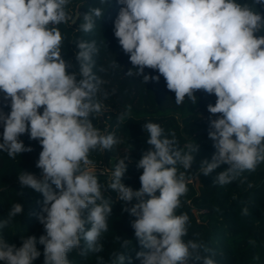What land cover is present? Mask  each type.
<instances>
[{
    "label": "clouds",
    "instance_id": "clouds-1",
    "mask_svg": "<svg viewBox=\"0 0 264 264\" xmlns=\"http://www.w3.org/2000/svg\"><path fill=\"white\" fill-rule=\"evenodd\" d=\"M117 2L122 7L114 21V35L143 82L163 76L177 105L186 96L195 101L199 90L217 97L214 106H207L210 114H220L209 122L208 135L216 152L211 163L203 162V175L227 164L215 177L217 183L227 185L239 173L254 171L264 162V35L256 34L264 28V15L237 0ZM69 3L0 0V93L11 109L8 114L0 112V150L12 159L33 151L20 139L25 133L42 146L36 163L42 178L22 172L18 180L43 195L38 220L45 231L39 239L21 238L20 247L0 239L3 264H33L41 256L37 244L43 245L44 264H70L68 253L79 248L82 240L89 250L101 251L98 241L108 230L110 200L104 198L97 175L87 166L92 163L90 152L111 150L120 141L114 134H101L89 119L102 107L95 97L103 81L92 71L98 52L95 41L77 44L79 79L76 72L69 73L72 65L61 55L64 37L58 26L73 20L66 10ZM255 3L264 5V0ZM103 15L101 8H91L83 14L80 30L92 31ZM145 68L159 75H145ZM127 75L132 76V70ZM144 128L151 147L137 164L143 170L141 187L134 190L122 183L127 169L123 158L114 167L110 188L126 205L137 201L123 210L135 217L131 227L147 249L136 252L140 264H189L200 259L195 254L201 245L182 239L189 217L175 212L188 188L185 172H178L177 164L188 171L194 157L177 150L174 133L169 139L159 124L148 122ZM197 149V145L188 147ZM22 213L23 205L14 204L0 228ZM122 241V247L131 243ZM126 259L120 254L113 264H125ZM203 264L215 261L206 257Z\"/></svg>",
    "mask_w": 264,
    "mask_h": 264
},
{
    "label": "trees",
    "instance_id": "trees-1",
    "mask_svg": "<svg viewBox=\"0 0 264 264\" xmlns=\"http://www.w3.org/2000/svg\"><path fill=\"white\" fill-rule=\"evenodd\" d=\"M237 2L264 15V5L256 4L255 0ZM95 7L101 8L104 15L96 19L92 31L80 30V25L84 23L83 14ZM121 7L117 0H107L106 4H102L101 0H70L66 10L72 17L76 13L77 17L74 23L70 20L58 26L64 37L61 55L72 65L68 69L69 73L76 72L78 79L77 44L95 41L98 52L93 56L95 63L92 71L103 81L95 97L102 107L99 113H93L89 119L101 134H114L120 141L111 150L97 149L90 152L92 163L87 167H108L123 157L141 158L151 147L147 144L149 133L144 128L148 122L159 124L169 139L173 138L170 133H174L176 144L181 148L196 145L198 148H209L212 141L207 135L197 132L200 129L209 131L210 118L220 116L210 114L207 110L209 104L215 105L217 97L199 90L195 93V101L186 96L184 102L177 105L175 94L167 89L163 76L158 81L150 79L147 83L143 82V76L135 74L136 69L130 62L129 54L122 50L114 35V21ZM256 34L264 35V28ZM129 70H132V76L127 75ZM144 74L150 77L159 75L158 71L149 68H145ZM10 110V102L5 101L0 93V112L8 114ZM122 113L128 114L121 121L118 117ZM2 133L3 126L0 124V137ZM20 139L33 151L12 159L7 152L0 150V221L9 219L8 213L14 204L23 205V213L12 217L7 226L0 228V239L16 247L21 246V238L35 235L39 239L45 234L38 220L44 197L22 186L18 180L22 172L42 178V170L36 167L42 146L37 140H31L27 133L21 135ZM125 163L127 169L122 183L138 190L143 170L138 169L134 162L125 160ZM178 167V172H185L188 188L175 212L176 215L187 214L189 217L187 235L182 239L201 245L195 254L200 259L194 258L189 264H203L206 257L212 258L215 264H264V162L259 163L254 171L239 173L227 185H220L215 177L229 165H220L208 176L203 175L201 169L196 173L199 181L197 190L190 171ZM113 171L94 173L102 185L104 198L110 200L112 207V213L107 217L108 230L102 233L98 241L101 251L89 250L82 240L79 248L68 253L70 264H113L120 254L129 258L125 264H129V260L130 264H140L136 252L147 251L139 244L131 227L135 217L123 210L137 201L126 205L118 199V193L110 188L114 179ZM159 194L157 191L156 195ZM192 210H195L196 215ZM85 228L89 229L90 225L86 224ZM122 240L131 243L128 247H122ZM37 248L41 256L33 264H44L43 245L37 244ZM0 264L3 262L0 261Z\"/></svg>",
    "mask_w": 264,
    "mask_h": 264
},
{
    "label": "water",
    "instance_id": "water-1",
    "mask_svg": "<svg viewBox=\"0 0 264 264\" xmlns=\"http://www.w3.org/2000/svg\"><path fill=\"white\" fill-rule=\"evenodd\" d=\"M76 17H77V14L75 13L74 16H73V20H71V23H74V20H75ZM208 133H209V131H205L203 129H200L197 132V134H204V135H207L209 137ZM176 145H177V150L180 149L181 151H184V152H186L188 154H191L194 157L193 162H192V165H191L189 171H190V176H193V179H194V187L197 190L198 187H199V181H198V177L196 176V173L199 170H201V167L202 166H204V164H203L204 161H207L208 163H211L212 162L213 154L216 152V149L213 146V141H212V144H211V146L209 148H198L196 151L188 150V147L189 146L184 147V148H181L178 144H176ZM141 158H139V159L132 158V159H133V162L134 163L138 164V162H139V160ZM177 166H181L182 167V165L179 164V162H178ZM192 213L194 215H196L195 210H192Z\"/></svg>",
    "mask_w": 264,
    "mask_h": 264
},
{
    "label": "rangeland",
    "instance_id": "rangeland-1",
    "mask_svg": "<svg viewBox=\"0 0 264 264\" xmlns=\"http://www.w3.org/2000/svg\"><path fill=\"white\" fill-rule=\"evenodd\" d=\"M123 158H124V160H127L128 162H133L132 157H123ZM116 164L117 163L112 162L110 164V166H108V167H106V166L89 167V169L92 170L94 173H96V172H100L101 173L102 171H104V172H111L114 169V167H115Z\"/></svg>",
    "mask_w": 264,
    "mask_h": 264
}]
</instances>
